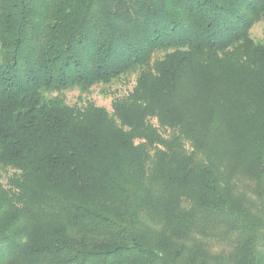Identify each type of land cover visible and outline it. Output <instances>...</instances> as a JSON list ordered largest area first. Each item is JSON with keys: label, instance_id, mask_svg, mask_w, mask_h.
<instances>
[{"label": "trees", "instance_id": "1", "mask_svg": "<svg viewBox=\"0 0 264 264\" xmlns=\"http://www.w3.org/2000/svg\"><path fill=\"white\" fill-rule=\"evenodd\" d=\"M262 19L0 0V264H264ZM130 76L112 111L64 95Z\"/></svg>", "mask_w": 264, "mask_h": 264}, {"label": "rangeland", "instance_id": "2", "mask_svg": "<svg viewBox=\"0 0 264 264\" xmlns=\"http://www.w3.org/2000/svg\"><path fill=\"white\" fill-rule=\"evenodd\" d=\"M252 36L257 41L264 39V19L255 24L251 31ZM135 85V76L125 77L119 81H115L110 85H99L93 87L91 92L83 93L79 89L69 90L64 93L67 102L71 105L74 104H86L93 102L99 106L106 107L109 111H112V103L116 97L126 96L132 91ZM155 124L157 121L153 120ZM166 136L167 133H164ZM0 179L3 183H6V175L0 170Z\"/></svg>", "mask_w": 264, "mask_h": 264}]
</instances>
